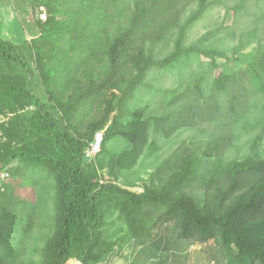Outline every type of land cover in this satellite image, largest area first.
Masks as SVG:
<instances>
[{
    "label": "rangeland",
    "instance_id": "obj_1",
    "mask_svg": "<svg viewBox=\"0 0 264 264\" xmlns=\"http://www.w3.org/2000/svg\"><path fill=\"white\" fill-rule=\"evenodd\" d=\"M59 2L57 18H78L84 41L73 47L62 37L56 56L47 61L60 63L61 71L74 73L85 87L92 72L104 75L107 71L106 48L110 39L128 26L134 0L125 1L116 14L108 12L99 0ZM46 10L36 0H0V38L18 46L28 63L25 71L33 93L61 130L74 133L76 128L85 134L106 120L100 129L104 131L100 152L83 159L84 168L95 170L101 182L135 192L144 186L161 188L168 175L159 166L178 149L210 152L223 160L264 154V0H208L202 11L195 1L185 7L178 5L179 18L165 26L160 39L145 43V55L162 58L177 43L214 49L222 55L212 61L194 53L174 67H153L133 91L108 86L95 96L83 97L73 112L74 128L68 127L58 108H67L72 90L60 93L56 83L54 100L50 99L35 64L31 44L42 35L40 23L47 18ZM93 36L97 43L90 49L87 44ZM19 113L20 118L0 115V156L34 145L26 113ZM3 172L8 175L2 176ZM12 172L27 179L37 203V216L25 245L26 259L39 264L40 249L56 225L54 178L14 160L0 172V185ZM178 232L174 221L160 222L150 243L142 248L129 238L123 218L112 208L99 237L101 245H114L96 264H221L222 249L215 240L182 238ZM153 244H160L164 263L148 256ZM67 264L81 262L72 259Z\"/></svg>",
    "mask_w": 264,
    "mask_h": 264
},
{
    "label": "trees",
    "instance_id": "obj_2",
    "mask_svg": "<svg viewBox=\"0 0 264 264\" xmlns=\"http://www.w3.org/2000/svg\"><path fill=\"white\" fill-rule=\"evenodd\" d=\"M36 1L47 9V18L40 23L42 35L31 44L36 68L50 99L54 100L56 83L60 93L72 90L67 94V108L58 107L68 127H73V112L83 97L95 96L108 86L133 91L144 83L153 67H174L194 53L212 61L222 55L214 49L180 43L162 58L145 55V43L160 39L165 26L179 18L178 5L185 7L195 1L202 11L208 0H134L128 26L111 38L106 48L107 71L104 75L92 72L84 87L74 73L61 71L60 63L47 61L56 56L62 37L73 47L84 41L82 24L75 16L57 18L61 12L59 0ZM99 1L116 14L127 0ZM96 43L93 36L88 48ZM27 67L18 46L0 38V115L20 118L19 112L26 113L23 115L34 141V145L29 141L31 146L0 156V172L17 160L46 171L55 183L56 225L40 249L39 264H67L72 259L81 264L102 261L114 245H101L99 237L112 208L123 218L129 238L142 248L150 243L151 233L160 222L174 221L179 237L215 240L222 249L221 264H264V154L223 160L210 152L178 149L159 166L168 175L161 188L144 186L141 192H135L101 182L95 170L84 168L83 152L106 120L85 134L74 127V133L61 130L53 116L42 110L30 87ZM9 175L0 185V264H30L33 260L26 259L25 240L33 229L37 203L27 179L15 172ZM153 245L148 256L164 263L160 244Z\"/></svg>",
    "mask_w": 264,
    "mask_h": 264
},
{
    "label": "built area",
    "instance_id": "obj_3",
    "mask_svg": "<svg viewBox=\"0 0 264 264\" xmlns=\"http://www.w3.org/2000/svg\"><path fill=\"white\" fill-rule=\"evenodd\" d=\"M104 139V131L98 130L94 133L91 141L88 143L86 148L84 149V159L94 158L101 150V146ZM2 176L8 175L7 172H3Z\"/></svg>",
    "mask_w": 264,
    "mask_h": 264
}]
</instances>
